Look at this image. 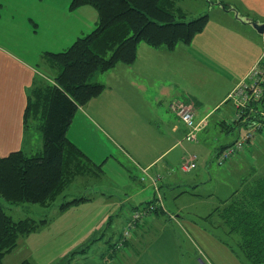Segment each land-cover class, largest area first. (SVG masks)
<instances>
[{"label": "crops", "instance_id": "1", "mask_svg": "<svg viewBox=\"0 0 264 264\" xmlns=\"http://www.w3.org/2000/svg\"><path fill=\"white\" fill-rule=\"evenodd\" d=\"M196 1L202 4L197 17L209 14V21L203 32L189 45L179 44L171 51L141 43L134 64H118L112 70L96 75L95 80L105 86L104 91L78 109L67 131L68 139L97 166H103L101 162L104 165L110 163L109 159L114 155L110 154L111 145L107 146L100 139L105 136L103 132L110 130L119 139L125 135L131 136L128 143L138 141V137H133L137 132L148 135L151 133L153 141L147 146L153 148V151H161L146 160L140 156L139 164L135 163V166L143 174L146 171L156 175L161 171L159 194L164 198L161 188L166 184L167 192L175 200L183 194L199 196L188 193V190L192 191L204 183L200 178H183L174 174L177 171L171 160L165 165L167 171H164V167H155L167 152L176 151L187 141L185 137L189 129L176 109L186 106L193 110L196 123L200 125L201 137V140L198 137V141L194 143L208 147L209 140L215 138L222 143L221 136L225 131L230 135L216 146V153L232 145L241 130L234 122L236 112L228 102L229 95L261 59V46L264 51V34H259L251 25L240 22L235 18L234 12L226 11L217 4H224L227 9H237L243 19L264 23V0H213L215 2L209 5L202 0ZM183 2L185 1L180 0L177 6L185 12ZM57 5L63 8L60 13L55 12ZM70 6L71 0H0V155L3 157L19 150L33 157L43 153L42 121L32 122L27 127L24 124L29 91L41 74L37 69L38 65L32 64L19 53L36 51L35 47L43 53L50 50L54 52L57 51L54 50L55 47H61L59 52H62L79 37L91 33L94 29L87 30L88 27L85 26L80 28V36L73 42L66 38L69 36L66 26L82 24L80 20L70 22L74 14L70 12ZM63 18H67V21H57ZM97 24L98 21L96 27ZM260 109L263 110L262 107ZM150 120L156 125L149 123ZM115 149L117 154L129 157L120 145L115 146ZM191 157L196 161V156ZM239 157L244 160L247 158L244 154ZM248 165L246 159L235 170L242 174L243 168L247 169ZM138 194L140 193L132 194V197L135 199ZM99 207L96 205L92 209ZM120 208V200H107L102 206L104 213L100 220L95 224H85L84 227L64 220L48 221L39 230L22 238L18 247L7 258L18 252L23 262L44 264L36 253L47 254L51 252L53 243L62 240V244L66 246L59 248L56 253L54 251L55 254L45 256V259L49 257V262L45 264H52L68 254V259L86 260L83 263L75 261L74 264H139L141 260H144L141 264L167 263L161 252L164 248L160 247L164 243L162 237L154 239V247L150 242L141 254L138 253L141 247L139 244L149 238V233L144 230L133 245L138 258L130 252L127 256H134L133 258L110 259L108 250L94 248L95 242L101 241L106 235L105 229L112 225L113 215H119ZM178 208L181 212L186 206ZM155 218L154 215L147 216L140 224L156 223ZM76 226L80 227V235L73 237L70 234ZM41 238L45 239L43 243H40ZM93 250L98 251L100 261L90 259L89 253ZM73 253L79 256H73ZM106 257L108 262L104 261ZM178 262L181 264V259L175 255L173 264Z\"/></svg>", "mask_w": 264, "mask_h": 264}, {"label": "trees", "instance_id": "2", "mask_svg": "<svg viewBox=\"0 0 264 264\" xmlns=\"http://www.w3.org/2000/svg\"><path fill=\"white\" fill-rule=\"evenodd\" d=\"M179 1L71 0L72 10L86 5L97 9L98 24L67 50L43 53L48 69L44 71L53 70L57 74L49 76L37 68L41 75L29 91L24 112L25 127L42 121L43 153L33 157L19 150L5 157L0 155V197L4 201L11 205L39 203L51 206L75 178L92 174L93 170L103 173L101 166L95 165L68 139L67 131L78 109L104 91L105 86L95 80L96 75L110 71L118 64H134L141 43L171 51L179 44L189 45L203 32L209 14L190 19L177 6ZM261 112L264 113V97L258 105L246 109L242 119L235 123L239 126V123L244 124L242 120H247L246 126ZM260 121L262 132L264 117ZM255 147L253 141L249 142L238 156H247ZM262 148L264 143L256 159L257 167L248 168V173L241 177V185L216 208L221 218L217 227L224 228L225 237H215L241 264H264ZM138 212L134 211L132 219ZM46 223V220L33 218L16 221L0 208V264H5V258L18 247L22 238ZM22 264L31 263L24 261Z\"/></svg>", "mask_w": 264, "mask_h": 264}, {"label": "rangeland", "instance_id": "3", "mask_svg": "<svg viewBox=\"0 0 264 264\" xmlns=\"http://www.w3.org/2000/svg\"><path fill=\"white\" fill-rule=\"evenodd\" d=\"M182 1H185L183 2V8L187 16L190 19L197 17L202 7L201 2L196 0ZM202 1L203 3L215 2L213 0ZM61 11H63V8L57 5L55 12L60 13ZM70 12L74 13L70 18V22H77L78 20L82 22L79 26H66V30L69 31L67 32L69 36L66 38H70L71 42L80 36L78 35L80 28L83 29L86 26L88 27L87 30L92 31L95 29L96 21H98V11L93 6L86 5L73 10L70 8ZM57 21L64 22L67 21V18L66 20L63 18ZM55 48L54 50L57 51L54 52L62 50L61 47ZM35 50L36 51L19 54L32 64L38 65L41 72H45L44 70L48 71L44 58L42 57L43 52L39 51L37 47H35ZM51 51L52 50H50V52ZM259 52L260 56H263L264 51L262 46ZM45 74L50 76L57 74V71L49 70V73L45 72ZM228 102L232 105L231 100H228ZM153 103H157V101H153ZM253 119H256V117ZM235 121L239 120H236L235 117L234 122ZM246 121L247 120H242V123L245 124ZM148 122H152L156 125V123L151 120ZM244 124L239 123L238 128H240L241 132L246 128ZM103 133L105 136H102L100 139H103L107 146L111 145L110 150L112 151L110 154H114L111 156V159H109L110 163L107 162L104 165V163L101 162L103 166L99 165L104 173L93 170L94 172L92 174H86L75 178L66 190L56 198L51 206H45L39 203L11 205L0 197V208L16 221L26 218H33L36 221L46 220L47 222L49 221V223L64 220L71 222L73 225L77 224L84 227L85 224H95L100 220L104 213L102 206L107 200L118 199L121 202L119 215H117V217L113 215L112 225L105 229L106 235L101 241L95 242L94 245V248H97V250L98 248L101 249V251L108 250L110 259L123 260L133 258L134 256H127L130 252H133L135 257L138 258L137 254H141L150 242L152 243L157 237H162L164 243L161 244L160 247L164 248L161 252L166 258L167 263L165 264H173L175 255L180 257L181 264H239L234 258V254L231 252L232 255L229 252L230 249L215 237L218 235L225 237L224 228L220 226L217 227L218 224L221 223V218L216 208L219 205L221 206L222 201L229 198L238 186L241 185V177L247 174L252 166L253 168L257 167L256 159L264 143V128L262 132L259 130L253 140L256 147L248 151L247 158L249 165L247 169L246 167L243 168L242 174H239L235 170L245 163V160L241 159L239 156L234 157L223 165L218 163V156L215 148L219 144H222L225 138L230 135V133L225 131L222 132L224 133L221 136L222 143L218 142L217 138L214 140L208 139L210 141L209 146L202 147L197 143L184 141L182 146L176 151L167 152L161 158L159 165H155L156 169H163L164 167V171H167L165 165H167L168 160H171L174 164L175 171H177L174 174L183 178H200L204 182L203 185L196 187L192 191L188 190V193L192 192V194H199V196L195 197L191 194H183L178 200H175L174 196L167 192L168 186L166 187V184L161 188L164 193V198L159 194V186L162 181V176L160 175L162 174L161 171L156 175L146 174V172L143 174L141 170L135 166V163L136 165L139 164L138 161L140 156L143 160H146V158L153 157V155L161 151H153V148L147 146L153 141L151 133H149L150 136L142 132L135 133L133 137H138L139 142L133 141L132 143L127 142L128 139H132L131 136L125 135L124 138L119 139L110 130ZM199 140H201V137H199ZM235 142H233V144ZM113 144H115V146L120 145L121 148L127 152L130 157H127L129 160L117 154ZM230 146L231 145L228 147ZM263 150L264 148H262V152ZM176 156L178 157L174 159ZM191 156H196V161H194L195 159ZM182 158L184 160H181ZM191 159L195 163L196 169L194 168L190 173L184 172L182 170V165L189 162ZM158 175L160 176V180L156 189L150 177ZM137 193L140 194L134 199L132 194ZM151 204H154V210L151 211L148 216L154 215L157 222H146L141 225L140 223L143 221L141 219L138 222L140 225L133 228L129 238L126 239L125 237H128L126 234H129L128 225L132 219L131 216H133V211H143L145 206ZM96 205L100 206L99 209H92V207H96ZM181 206H186V208L179 212L178 207ZM79 226H76V228L71 231V236L80 235ZM143 230L149 233V238L147 241H144V243L139 244L141 246L140 251L136 254L134 251L136 247L133 245L136 244L135 239L141 236ZM96 238H99V236L95 237V239ZM44 240V238H41L40 243H43ZM155 243H152L153 247L156 245ZM65 246V244H62V240L58 241L51 245V252L47 254L44 252L36 253V256L41 259V263H48L49 261H47V258L49 257L45 259V256L55 254L59 248ZM54 251L55 253H53ZM74 256H79V254H75ZM89 256H91L90 259L92 260L100 261L98 251H91ZM80 257L83 258V256ZM68 258L69 254L52 264H74L75 261H78L76 258L73 260H69ZM84 261L86 260H80L78 262L83 263ZM104 261L108 262V258L106 257ZM143 262L144 260H141L139 264ZM5 263L22 264L23 259L18 252H14L12 256L6 257Z\"/></svg>", "mask_w": 264, "mask_h": 264}, {"label": "built area", "instance_id": "4", "mask_svg": "<svg viewBox=\"0 0 264 264\" xmlns=\"http://www.w3.org/2000/svg\"><path fill=\"white\" fill-rule=\"evenodd\" d=\"M264 97V54L262 58L257 62V64L250 70L245 79L241 81L229 95V100L232 101V105L236 112V120H241L246 109L249 107L258 105L259 101ZM177 114L181 120L188 127L189 132L185 139L189 142H197L199 137L200 125L196 123L195 114L192 109L181 106L177 109ZM264 113H259V117L248 122L246 128L240 133L237 141L230 147L219 150L217 152L218 163L220 165L232 160L234 157L238 156L239 153L244 152L246 146L249 142L253 141L259 130H261V121L263 119ZM195 163L193 160L182 165V170L184 172H190L195 168ZM146 172V171H145ZM147 174V172H146ZM154 187L157 189L160 176L150 177ZM154 210V206H149L148 209L139 211L135 214L134 218L128 225L129 234H126L129 238L131 231L135 228L138 222L149 215L151 211Z\"/></svg>", "mask_w": 264, "mask_h": 264}, {"label": "water", "instance_id": "5", "mask_svg": "<svg viewBox=\"0 0 264 264\" xmlns=\"http://www.w3.org/2000/svg\"><path fill=\"white\" fill-rule=\"evenodd\" d=\"M218 5H220L222 7V9L226 10V11H231L235 13V18L237 20H239L242 23L251 25L259 34H264V23H260L258 21H254L252 19H243L240 17L239 12L237 11V9L235 8H229L227 9V7L223 4L217 3Z\"/></svg>", "mask_w": 264, "mask_h": 264}]
</instances>
